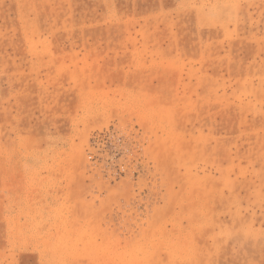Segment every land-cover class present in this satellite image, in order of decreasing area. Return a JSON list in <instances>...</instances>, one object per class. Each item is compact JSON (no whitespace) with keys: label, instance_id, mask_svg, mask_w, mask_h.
Listing matches in <instances>:
<instances>
[{"label":"rangeland","instance_id":"374dc122","mask_svg":"<svg viewBox=\"0 0 264 264\" xmlns=\"http://www.w3.org/2000/svg\"><path fill=\"white\" fill-rule=\"evenodd\" d=\"M0 264H264V0H0Z\"/></svg>","mask_w":264,"mask_h":264}]
</instances>
